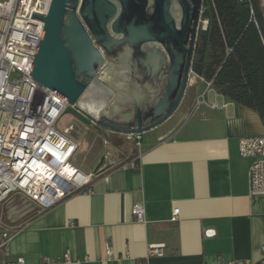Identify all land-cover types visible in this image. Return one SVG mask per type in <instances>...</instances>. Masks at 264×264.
Returning <instances> with one entry per match:
<instances>
[{"label": "crops", "instance_id": "1", "mask_svg": "<svg viewBox=\"0 0 264 264\" xmlns=\"http://www.w3.org/2000/svg\"><path fill=\"white\" fill-rule=\"evenodd\" d=\"M195 78L179 119L144 133L141 148L134 143L120 153L117 163L94 179L91 193L44 210L16 197L4 203L1 223L17 233L7 255L0 253V263H259L264 200L249 196L253 159L240 156L239 141L264 136V124L254 109L215 89L208 104L194 110L206 88ZM137 202L145 204L146 224L132 214ZM162 244V257L148 256L150 246Z\"/></svg>", "mask_w": 264, "mask_h": 264}, {"label": "water", "instance_id": "2", "mask_svg": "<svg viewBox=\"0 0 264 264\" xmlns=\"http://www.w3.org/2000/svg\"><path fill=\"white\" fill-rule=\"evenodd\" d=\"M202 8L203 0H52L32 75L85 124L144 134L170 120L183 103ZM107 63L130 68L136 101L143 100L144 89L151 96L129 122L95 118L79 106Z\"/></svg>", "mask_w": 264, "mask_h": 264}, {"label": "built area", "instance_id": "3", "mask_svg": "<svg viewBox=\"0 0 264 264\" xmlns=\"http://www.w3.org/2000/svg\"><path fill=\"white\" fill-rule=\"evenodd\" d=\"M51 4L52 0H0V214L2 205L13 197L44 210L73 195L91 193L102 170L87 173L72 163L79 149L71 137L74 125L59 128L69 104L32 75L45 26L43 18ZM205 83L194 110L208 104L207 95L214 88L213 82ZM128 138L142 147L143 134ZM239 154L253 159L247 177L250 198L264 200V136L241 139ZM70 164L75 167L71 175L64 171ZM179 212L175 208L172 221L176 222ZM132 214L138 223H147L143 202L134 204ZM16 233L2 225L0 215L3 256ZM164 248L163 244L152 245L148 256L162 257ZM0 264L8 263L2 260ZM257 264H264V246Z\"/></svg>", "mask_w": 264, "mask_h": 264}, {"label": "trees", "instance_id": "4", "mask_svg": "<svg viewBox=\"0 0 264 264\" xmlns=\"http://www.w3.org/2000/svg\"><path fill=\"white\" fill-rule=\"evenodd\" d=\"M192 71L231 102L254 109L264 124L262 0H203Z\"/></svg>", "mask_w": 264, "mask_h": 264}, {"label": "rangeland", "instance_id": "5", "mask_svg": "<svg viewBox=\"0 0 264 264\" xmlns=\"http://www.w3.org/2000/svg\"><path fill=\"white\" fill-rule=\"evenodd\" d=\"M262 5L264 8V0H262ZM206 26L207 21L202 20L201 18L199 28H206ZM102 70L103 69H101L99 72V74L101 75L103 72ZM195 79V75L192 74L191 81ZM192 88L193 87L190 86L188 90V97L194 91ZM113 100L114 98L111 99V102H114ZM185 103L186 102H184V104ZM184 104H182V106ZM132 106L133 108L135 107L134 105ZM183 109H185V107H180L171 119H173V121L179 119L181 113L183 112ZM70 124L74 125V130L71 133V137L79 144L77 157L72 161V163L78 167V163L76 162L78 160V162H80V167L84 171L92 170L94 169V167V171H97L98 169L107 171V169L112 168V166L117 163V158L119 157L120 153H128V150L132 149L135 143L133 138L132 140L128 138V135H124L118 132L105 131L104 129L99 130L93 125L85 124L74 114L66 112L64 116H62V120L59 123V128L63 130ZM112 161H116V163L110 164ZM101 162L102 164L98 168V165Z\"/></svg>", "mask_w": 264, "mask_h": 264}, {"label": "bare ground", "instance_id": "6", "mask_svg": "<svg viewBox=\"0 0 264 264\" xmlns=\"http://www.w3.org/2000/svg\"><path fill=\"white\" fill-rule=\"evenodd\" d=\"M176 18H179V15H176ZM102 71V75L99 74L90 84L79 106L95 118L104 115L113 121L125 123L131 121L132 105L136 100L129 87L130 68L126 64L116 66L107 63ZM113 98L114 102H111ZM74 168L72 164L66 165L64 171L71 175Z\"/></svg>", "mask_w": 264, "mask_h": 264}, {"label": "flooded vegetation", "instance_id": "7", "mask_svg": "<svg viewBox=\"0 0 264 264\" xmlns=\"http://www.w3.org/2000/svg\"><path fill=\"white\" fill-rule=\"evenodd\" d=\"M131 92L133 91V90H135V88L134 87H132L131 89ZM150 95L148 94V91L146 90V89H144V91H143V100L142 101H135L134 102V108H133V110H134V115H136V110L140 107V108H142L143 110H144V108H145V104H144V102L146 103L147 101H149L150 100Z\"/></svg>", "mask_w": 264, "mask_h": 264}]
</instances>
